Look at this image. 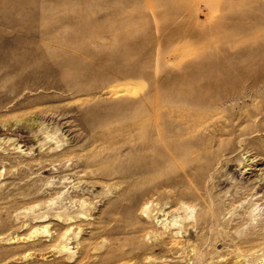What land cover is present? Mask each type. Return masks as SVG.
I'll use <instances>...</instances> for the list:
<instances>
[{
	"label": "rangeland",
	"instance_id": "rangeland-1",
	"mask_svg": "<svg viewBox=\"0 0 264 264\" xmlns=\"http://www.w3.org/2000/svg\"><path fill=\"white\" fill-rule=\"evenodd\" d=\"M0 41V264L261 255L264 0H0Z\"/></svg>",
	"mask_w": 264,
	"mask_h": 264
},
{
	"label": "bare ground",
	"instance_id": "bare-ground-1",
	"mask_svg": "<svg viewBox=\"0 0 264 264\" xmlns=\"http://www.w3.org/2000/svg\"><path fill=\"white\" fill-rule=\"evenodd\" d=\"M14 2V1H13ZM15 6L17 5L18 6V3H16L15 2V4H14ZM13 5V6H14ZM3 19V18H2ZM6 19V18H5ZM2 21V20H1ZM4 22H6V21H4ZM13 39V38H12ZM2 40V39H1ZM19 40H20V37L19 36H16V38H15V41L13 42V46L15 45V49L14 50H17L15 53H14V58H13V60L11 61V63H9V65H8V69L9 70H11V72L13 71H17L18 69L20 70V68L22 67V55H21V52L18 50V44H19ZM4 41V40H3ZM1 42V41H0ZM9 42V41H8ZM12 42V41H11ZM9 47H10V45H9ZM72 52V51H71ZM5 57V56H4ZM61 60H63V59H66L67 60V62L66 63H69L70 62V60L69 59H71L72 60V58H71V55L69 54L68 55V53L65 55H61ZM25 62V61H24ZM23 62V63H24ZM24 65V64H23ZM10 73V72H9ZM19 78V77H18ZM15 79V78H14ZM21 79V78H20ZM22 80V79H21ZM21 82V81H20ZM14 87V86H13ZM15 89H16V86L14 87ZM236 98H239L238 96L236 97ZM157 102V101H156ZM147 107V106H146ZM148 107H149V105H148ZM155 107V106H154ZM184 109L182 108V111H183ZM185 111V110H184ZM187 111V110H186ZM176 112V111H175ZM202 113V112H201ZM182 115H184V114H182ZM197 115V114H196ZM195 115V116H196ZM201 115H203V114H201ZM206 115V114H205ZM207 116V115H206ZM18 117V116H17ZM204 117V116H203ZM201 118V119H203L204 120V118ZM212 117H213V115H212ZM19 118V117H18ZM206 118V117H205ZM19 119H21V118H19ZM142 118H137L136 120H135V123L138 125L139 123H144V124H147L149 121L148 120H150V119H143V120H141ZM208 118H206V120H207ZM209 119H211V118H209ZM16 120H18V119H16ZM20 121V120H19ZM145 121V122H144ZM16 122V121H15ZM28 122V121H27ZM34 122V121H33ZM153 122L155 123V125L157 126V131H158V136L160 137V139H161V141L164 143V144H166V147H165V151H166V153L170 156L169 158H171V154H173L174 152H177V147H176V145L174 144V142L173 141H175V140H173V139H170L169 138V133H168V131L165 129V126H164V124L161 122V119H160V117L157 115V116H154L153 117ZM21 123V122H20ZM24 123V122H23ZM25 124V123H24ZM27 124V123H26ZM183 124H184V122H183ZM188 124V123H187ZM202 124V123H201ZM28 125V124H27ZM28 126H30V124L28 125ZM139 126V125H138ZM149 133V132H148ZM147 133V134H148ZM108 134V133H107ZM138 136V135H137ZM148 137V136H147ZM114 138H115V132H113V133H111V134H108V140H109V142H112V141H114ZM138 138V137H137ZM122 139V138H121ZM148 139V138H147ZM57 140V139H56ZM55 140V141H56ZM132 140V139H131ZM149 140H150V138H149ZM155 140V139H154ZM58 141V140H57ZM56 141V142H57ZM117 141V140H116ZM133 141V140H132ZM135 141H137V139L135 140ZM139 141V140H138ZM138 141H137V143H138ZM156 141V140H155ZM108 142V143H109ZM129 142V141H128ZM134 142V141H133ZM145 142V141H144ZM146 142H148V141H146ZM134 143H136V142H134ZM136 143V144H137ZM140 143V142H139ZM152 143V142H151ZM43 144V143H42ZM141 144V143H140ZM143 144V143H142ZM131 145V144H130ZM133 145V144H132ZM145 145V144H144ZM42 146V145H41ZM58 146V145H57ZM56 146V147H57ZM142 146V145H141ZM147 146H149V145H147ZM147 146H145V147H147ZM17 147V146H16ZM134 147V146H133ZM144 147V146H143ZM142 147V148H143ZM144 147V148H145ZM152 147V146H151ZM150 148V147H149ZM149 148L147 149V150H149ZM155 148H157V146L155 147ZM154 148V149H155ZM49 149H50V147H49ZM146 149V148H145ZM144 149V150H145ZM49 151V150H48ZM139 151V150H138ZM162 151V150H161ZM179 151V150H178ZM145 152V151H144ZM6 153V152H5ZM156 153H157V151H156ZM160 152H158V154H159ZM184 153V152H183ZM148 154V153H147ZM155 154V153H154ZM178 154V153H177ZM152 156V155H151ZM154 156H156V155H154ZM163 156V155H162ZM174 156V155H173ZM135 157V156H134ZM141 157V156H140ZM139 157V158H140ZM147 157V156H146ZM166 158H168V157H166ZM0 159L1 160H5V159H9L8 158V156H6V155H4L3 153H1L0 152ZM141 159H142V157L140 158V163H142L141 162ZM174 159V158H173ZM11 160V159H10ZM144 160V159H143ZM167 160V159H166ZM180 160H181V158H180ZM170 160H168V162H169ZM3 162V161H2ZM107 162V161H106ZM135 162H136V160H135ZM146 162V161H145ZM180 162V161H179ZM12 163V162H11ZM37 163H39V162H36L35 164H37ZM137 163H138V161H137ZM144 163V162H143ZM165 163H167V161L165 162ZM164 164V163H163ZM104 166V165H103ZM165 166H166V164H165ZM82 202H83V200H82ZM84 203V202H83ZM82 203V204H83ZM82 204H81V206H82ZM187 207V206H186ZM77 211H80V210H77ZM66 212V211H65ZM58 213V212H57ZM56 213V214H57ZM68 213V212H67ZM81 214L83 213L82 211L80 212ZM64 215H65V213H63ZM73 214H75L74 212H73ZM58 215V214H57ZM61 215V214H60ZM75 215H72V214H70L69 213V215H67L66 216V220L67 219H71V218H73ZM78 216V215H77ZM59 217H61V216H59ZM80 217V216H79ZM165 219V218H164ZM164 219H163V221H164ZM162 220V219H161ZM165 223V222H164ZM44 226V225H43ZM42 226V227H43ZM46 226V225H45ZM264 226H261V228H263ZM44 230H48V228L47 227H44ZM69 230V228H67V229H65V231H64V233H62L63 235H67L66 233H68L67 231ZM260 231H262V229L260 230ZM260 233V232H259ZM263 233V232H262ZM78 235H76V237H77ZM62 237H64V236H62ZM65 239V238H64ZM67 239H69V238H67ZM68 241V240H67ZM66 240H64V241H62L61 242V244H60V247L61 248H59V249H61V251L63 250V251H68L69 252V244H68V242H67ZM86 246V245H85ZM82 247V246H81ZM88 247V246H87ZM83 248H85V247H83ZM259 249H263V252L262 253H260L261 255L260 256H258V257H255V259L253 260V264H264V245H262ZM82 250V249H81ZM84 250V249H83ZM87 250V249H86ZM85 250V251H86ZM82 252V251H81ZM68 255V254H67ZM71 255V257L70 258H73L72 257V255L73 254H70ZM258 255V254H257ZM257 255H255V256H257Z\"/></svg>",
	"mask_w": 264,
	"mask_h": 264
}]
</instances>
